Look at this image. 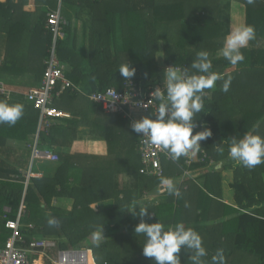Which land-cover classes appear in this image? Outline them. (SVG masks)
Segmentation results:
<instances>
[{
  "label": "trees",
  "instance_id": "trees-1",
  "mask_svg": "<svg viewBox=\"0 0 264 264\" xmlns=\"http://www.w3.org/2000/svg\"><path fill=\"white\" fill-rule=\"evenodd\" d=\"M232 1L243 6L244 24L255 29V39L250 41L247 48L242 49L245 60L237 66L229 64L218 55L225 36L234 28L229 18ZM61 3L64 9L61 14L66 21L63 25L64 38L59 39L56 44V55L59 60L70 65L69 80L85 93L82 96L80 91L66 88L59 97L62 106L74 104L79 98L89 101L88 94L104 91L108 87L122 91L127 80L120 75L118 68L125 61L135 67V76L130 79L143 93L147 95L159 85L163 90L162 70L165 67L174 64L195 71L190 69V63L196 59L199 51L205 50L209 53L212 63L211 71L224 78L231 76L232 80L228 92L221 91L223 80L216 82L215 89L206 91L204 112L196 118L198 130H193L200 131L203 125L212 132L209 139L202 141L201 149L208 155L206 154L205 162H199L200 165L208 163V157L214 159L226 157L233 136L240 137L245 132L264 136V0H252L251 3L249 0H61ZM13 8L15 5L11 0L0 2V11L10 13ZM84 13L87 14L86 23L90 29L87 58L83 52L68 46L70 21L72 17L83 18ZM117 15L122 16L119 22L120 37L116 32ZM106 17H109L108 21L104 19ZM45 18L44 13L37 17V24L40 27L44 25ZM45 32L43 43L47 49L52 35ZM45 57V59L48 57L47 50ZM160 59L162 64H159ZM44 69L45 64L40 70H36L39 84ZM11 70L6 68L5 71ZM0 78L5 79V76L1 73ZM58 88L59 85L56 86V89ZM5 99L0 98V101H7ZM23 99L24 117L13 126L0 124L2 143L7 137L26 139L35 134L38 111L25 100L24 96ZM158 103L156 101V108H150L144 113L149 117L154 116ZM52 105L54 106V103ZM26 118L28 121L24 122ZM69 123L74 125L76 122L70 120ZM63 127L51 126L41 129L38 147L53 150L65 143L69 144L71 142L67 141L69 133ZM218 145L224 148L223 154L216 151ZM58 157L60 160L54 165L55 175L51 179H32L26 188L21 182L20 184L0 182V201H11L16 206L24 192L26 204L24 203L25 210L21 217V230L25 240L42 239L35 237L34 234L37 233L33 232L34 227H27L28 219H40L43 221L42 234L64 238L58 244L59 249H74L86 245L91 249L96 264H152V261L142 254L145 237L135 236L133 229L140 219L149 223L159 220L165 228L176 223L191 224L189 227L204 237L203 246L208 252L204 259L207 262H210L217 249H223L225 264H242L251 259L249 256L255 258L254 264H264V164L253 169L239 163L223 166L233 173L232 200L236 207L219 201L222 177L220 170L212 166L209 171L203 173L202 184L195 185V198L192 201L191 198L188 200L186 207L188 212L181 209L183 192L180 186L179 197L168 193L157 205L145 204L144 207L149 208L148 216L141 218L129 212L117 223H112L115 217L125 211V207H129V200L125 198L132 193L116 190L113 207L93 210L89 206L90 201L82 203L78 198L83 193L81 190L89 187L91 178L86 175L82 185L66 187L65 174L70 163L67 156L58 154ZM184 161L183 157L174 162L162 158V175L150 176L151 181H147L146 185L149 188L156 187L171 174L181 173L185 168ZM137 171L139 172L138 169ZM15 174L20 178L18 180H22L19 172ZM57 185L59 190L56 188ZM99 189L100 193L105 192L103 188ZM120 193L123 195L122 200L117 199ZM141 195V191H135L136 197ZM54 196L72 198L74 200L72 210L66 213L52 208L50 200ZM130 201L132 203V197ZM16 209L18 210L13 208V211L3 219L0 216L2 241L0 246L10 235V230L4 225L5 221L15 218ZM191 209L193 212H190ZM138 210L137 207V212ZM224 217L227 219L220 225L202 226L208 221ZM46 221L52 223L48 227L44 226L48 223ZM101 225L105 238L97 247L91 237ZM221 235L225 238L223 241H220ZM205 236H210L211 240L207 242ZM187 251L182 250L181 262L191 264V261L184 257ZM89 264H94L91 258Z\"/></svg>",
  "mask_w": 264,
  "mask_h": 264
},
{
  "label": "crops",
  "instance_id": "crops-1",
  "mask_svg": "<svg viewBox=\"0 0 264 264\" xmlns=\"http://www.w3.org/2000/svg\"><path fill=\"white\" fill-rule=\"evenodd\" d=\"M0 2L3 3L5 0H0ZM11 2L15 5V8H13L10 13L0 11V74L2 73L5 76V79L2 80L6 83L8 88L13 90L11 97L5 100L17 101L23 104L25 102L23 99L24 93L30 88L39 86L36 70H40L45 64V53L47 50L49 55L51 46L50 43L48 48L45 49L46 45L43 41L45 39V31L47 30L44 25L40 27L39 24H37V17L43 13L46 16L48 11L57 9L58 2L56 0H11ZM230 5V22L234 17H240L241 13L244 15V8L240 3L232 1ZM62 9L63 6L61 3V13ZM82 17L83 18L79 17L77 19L72 17L70 21V38L68 46L74 48L76 51L83 52L85 58H87L90 29L89 24L86 23L87 14H82ZM104 19L108 21L109 17ZM120 19L122 20V16L117 15L116 32L119 37L121 34ZM59 62L63 65L64 74L69 80L68 74L71 70L70 65L61 60H59ZM159 64H162V59H160ZM6 68L12 70L5 71ZM77 87L80 89V94L82 93L81 95L84 96L85 93L82 92L79 86ZM61 93L62 92L55 93L52 104L54 103V106L63 114L60 117L51 119L48 127L64 126L63 128L66 129L65 131L69 133L67 141L70 140L71 142L69 144L65 143L53 150L49 149L57 155V160L55 161L32 159L31 147L35 141L38 146L39 131L44 129L39 127L38 113L35 134L28 136L26 139L14 136L7 137L3 143L0 140V182L15 184L21 182L24 188H26L27 184H31L32 179H51L55 175L54 165L60 160L58 154H63L68 157L70 163V167L65 174L64 185L66 187L80 186L87 176L91 178L89 179V187H85V190H81L83 193H81L78 198L82 203L90 201L89 206L93 210L99 211L113 207L116 201V190L131 192L132 194H130V196L133 198L132 203L137 202L142 207H144L145 204L154 206L163 200L169 193L164 183L149 188L146 184L147 181H151L150 176L141 175L137 171L141 166V162L136 148L137 137L130 129L129 118L118 113H106L102 108L100 109L101 106L99 104L91 103L89 102L90 100L87 101L83 98H79L74 104L69 103V105L62 106L59 102ZM130 115L133 120H135L146 115V113L131 111ZM23 117L24 113L21 119ZM27 119L28 118H26L24 122L28 121ZM70 120H74L76 123L73 125L69 123ZM195 130H198V126ZM202 143L203 142H201V144ZM201 151L204 150L201 149ZM205 154L207 153L205 152ZM199 156L200 154L198 153L196 157H194V162L190 164H186L184 161L185 168L182 169V172L171 174V176L166 179L172 180L178 190H180L179 187L181 186L183 192L181 203L182 211L188 212V210H186L188 200L191 198L190 201H192L195 198V185L200 186L202 184L203 173L209 171L212 166L220 170L222 177V192L219 201L236 207L232 200L233 189L231 185L233 183V173L229 169H224L223 166L226 164H235L237 162L233 161L227 155L226 157H217L215 159L208 157V163L206 162L200 165V163L197 162ZM166 161L174 162L172 157ZM18 172L22 176V180H18L20 178L15 174ZM100 187L105 190L104 193L99 192ZM56 188L59 190L58 185ZM187 190L189 192H187ZM135 191H141L142 195L136 197ZM130 196L125 198V200H129V207L132 205ZM117 199L122 200L123 195L120 193ZM40 201L42 202L41 206H43L42 199H40ZM21 203H25L24 192L16 206H14L11 201H0L1 219H3L5 215L10 214L13 208H19ZM73 204L74 200L67 196H54L50 200V206L52 208L66 213L72 210ZM17 211L16 209L15 218L17 216ZM190 212H193V210L191 209ZM127 213H129V211H123L113 219L112 223H117ZM226 219L225 217L218 218L214 221H208L202 226L210 227L213 225H220L221 222ZM27 221H29L28 224L32 225V228L34 227L33 232L37 233L34 234L35 237L51 240L56 244L57 248L59 242L64 240V238L56 235L42 234V220L28 219ZM54 224L57 226L56 221H54ZM49 225L50 223L48 222L44 226L48 227ZM184 225L188 227L192 226L191 224ZM102 233H105L104 229H102ZM201 237L204 241V237L202 235ZM205 237L207 242L211 240L210 236ZM214 237H216V235ZM224 239L225 238L221 235L220 241ZM225 242H227V240H225ZM1 243L2 241L0 240V245ZM56 249L54 250L56 251ZM190 255V251H187L184 255L185 259L190 260ZM92 260L93 263L96 264L93 255ZM34 264H45V261L43 262V257L38 258L35 256ZM181 264L184 263L181 262Z\"/></svg>",
  "mask_w": 264,
  "mask_h": 264
},
{
  "label": "clouds",
  "instance_id": "clouds-1",
  "mask_svg": "<svg viewBox=\"0 0 264 264\" xmlns=\"http://www.w3.org/2000/svg\"><path fill=\"white\" fill-rule=\"evenodd\" d=\"M251 2L252 0H249V3ZM254 39L253 26L247 24L235 26L225 36L220 55L229 64L237 66L245 60L242 49L247 48ZM190 69L195 71L174 64L165 67L162 70L163 90L159 85L150 93L159 102L154 116L143 115L130 123L133 133L139 137H146L149 144L167 152L173 160H178L180 157H195L201 149V142L211 137V129L203 125H201L202 130L193 131L198 126L196 118L204 112L206 91L215 89L216 82L223 80L221 91L228 92L232 80L231 76L224 78L211 71L212 63L209 53L205 50L196 54V59L190 63ZM118 70L127 81L136 73L135 67L130 66L127 61L120 65ZM133 104L143 107L141 101ZM23 112L24 106L21 103L10 104L7 101H0V124L15 125L23 116ZM216 151L223 154L224 148L218 145ZM228 156L248 169L264 164V136L249 132H245L240 137L233 136L228 147ZM163 183L170 194L180 196L172 180H164ZM148 209L137 202L132 203L131 207L124 208L132 215H139L141 218L149 215ZM49 223L51 224L52 221ZM133 231L135 236L145 237L142 254L149 258L152 264H181L182 250L190 251L191 264H225L223 249H217L211 256L210 262H207L204 258L208 256V252L203 246L202 237L193 228H186L183 223L165 228L159 220L149 223L140 219ZM104 238L101 225L99 230L92 234L91 239L93 244L99 247Z\"/></svg>",
  "mask_w": 264,
  "mask_h": 264
},
{
  "label": "built area",
  "instance_id": "built-area-1",
  "mask_svg": "<svg viewBox=\"0 0 264 264\" xmlns=\"http://www.w3.org/2000/svg\"><path fill=\"white\" fill-rule=\"evenodd\" d=\"M56 1L58 2V8L47 12L44 23V27L52 35V40L49 55L45 61V69L41 82L39 86L30 88L24 93L25 100L30 102L33 108L39 113L38 122L40 128H47L51 119L60 117L63 114L58 108L52 105V99L55 93H60L66 88L80 91L77 86L66 78L63 65L56 56V44L59 39L64 37L63 25L65 24V19L60 12L61 0ZM57 85H59L58 89H56ZM12 91L0 79V98L11 97ZM150 93L147 95L143 93L139 86L130 79L124 83L122 91L108 87L104 91L88 94V99L93 103L99 104L106 113L124 115L129 118L130 124L133 121L130 115L131 111L144 113L150 108H156V100L153 98V94ZM139 101L143 102V107H137L133 104ZM136 137L137 153L142 163L139 172L148 176L160 177L163 172L161 166L162 158L167 160L171 159V156L167 152L161 151L157 146L149 144L146 137H139L137 135ZM200 154L197 162H205L207 158L205 152L201 151ZM31 155L32 159L57 160L55 153L47 148H39L36 141L31 147ZM184 160L186 164H190L194 162V157H184ZM24 210L25 205L21 203L16 218L5 221L4 225L10 230V235L4 244L0 246V264H34L35 256L42 258L48 250L57 248L56 244L51 240L37 238H32L29 241L25 240L21 230V217L24 214ZM27 227L32 228V225L27 224ZM90 258L92 259L90 248L81 246L74 249L57 248L55 255L49 261L50 264H88Z\"/></svg>",
  "mask_w": 264,
  "mask_h": 264
},
{
  "label": "rangeland",
  "instance_id": "rangeland-1",
  "mask_svg": "<svg viewBox=\"0 0 264 264\" xmlns=\"http://www.w3.org/2000/svg\"><path fill=\"white\" fill-rule=\"evenodd\" d=\"M244 20H245V15H243L241 13V16L240 17H234L233 20L231 21V26L235 27V26H238V25H242L244 24ZM220 55V52L218 53ZM55 255V250L52 249V250H48L46 252V255L43 257V262L45 261V264H50V261L49 259L52 258L53 256ZM251 259H247L246 261H244L242 264H254L255 263V258L254 257H251L249 256Z\"/></svg>",
  "mask_w": 264,
  "mask_h": 264
},
{
  "label": "bare ground",
  "instance_id": "bare-ground-1",
  "mask_svg": "<svg viewBox=\"0 0 264 264\" xmlns=\"http://www.w3.org/2000/svg\"><path fill=\"white\" fill-rule=\"evenodd\" d=\"M89 263H90V259H89ZM89 263H88V264H89Z\"/></svg>",
  "mask_w": 264,
  "mask_h": 264
}]
</instances>
